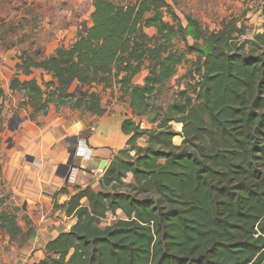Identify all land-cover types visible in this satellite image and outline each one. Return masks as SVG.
I'll use <instances>...</instances> for the list:
<instances>
[{
	"label": "trees",
	"instance_id": "16d2710c",
	"mask_svg": "<svg viewBox=\"0 0 264 264\" xmlns=\"http://www.w3.org/2000/svg\"><path fill=\"white\" fill-rule=\"evenodd\" d=\"M6 4L11 0H0ZM93 6L92 24L68 46L49 55L40 47L21 51L14 69L40 68L42 83L16 74L10 88L25 92L23 104L37 120L50 104L100 114L102 95L94 87L116 79L133 112L156 111L158 124L141 128L124 120L129 147L104 169L103 190L87 186L70 196L62 207L77 222L50 240L46 257L35 264H264V30L239 40L246 26L238 19L214 31L191 15L184 24L168 0H93ZM164 9L176 24L164 21ZM178 35L183 51L174 48ZM190 54L196 59L189 90L164 109L152 105L151 96ZM145 68L143 83H135ZM67 78H77L83 93H68ZM178 134L181 144L174 141ZM143 136L145 146L138 144ZM0 206V230L23 244L34 233L31 221L25 217V232L16 214L21 208L7 199ZM118 210L126 218L101 225Z\"/></svg>",
	"mask_w": 264,
	"mask_h": 264
},
{
	"label": "rangeland",
	"instance_id": "374dc122",
	"mask_svg": "<svg viewBox=\"0 0 264 264\" xmlns=\"http://www.w3.org/2000/svg\"><path fill=\"white\" fill-rule=\"evenodd\" d=\"M118 1L124 4L135 2V0ZM168 1L184 24H187L186 16L191 15L200 21L204 29L214 31L222 29L224 24L238 19V26H246V34L240 36L239 40L253 39L255 33L264 30V0ZM93 9V0H11V4L9 5H0V19H5L8 23L7 26H3L4 24L0 26V87L5 92L4 98L0 97V162L2 164L0 199H7V203L11 206H18L23 210L26 209V204L18 205L16 202L15 195L19 192V184L11 181V176H13L11 171L18 168L14 174L16 175L19 170V176H21L20 169L30 162L24 152L20 160L16 158V148L20 141V134L18 136L20 132L19 128L23 125V119L32 111L31 107L23 104L24 99H27L25 92L10 88V82L16 74L24 77L26 73L23 70L18 71L14 69L17 58L23 50H33L37 47H40L44 52L48 49L51 50L55 45L54 40L59 41L60 46H63L69 33L73 32L76 35V33L84 28ZM149 15L147 14V16ZM163 19L170 24H176L177 22L167 9L163 11ZM145 30L150 36L157 35V29L154 27H149ZM190 41L192 42L191 38ZM173 43L175 49L180 51L185 49V41L180 35L173 39ZM187 58L188 61L177 67L173 78L151 96L150 101L152 105L164 109L169 104L180 100L182 98V91L189 90V85L193 82L188 71L193 69L192 61L196 59V55L190 54L187 55ZM148 65L149 61L146 62L145 66L148 67ZM148 71L147 68L143 69L135 76L134 82L143 83ZM29 74L25 78L33 77L34 73ZM95 87V90L102 95V109L104 110L102 118L104 121H102L101 127L106 129L110 137L111 134L118 131L117 127H113V123L118 121V119L110 118L116 113L122 114L125 120H133L141 128H156L158 124V112L153 111L144 116L136 115L130 108L128 97L123 96L120 84L116 82V79H114L110 87H105L104 85ZM53 89L50 88V91H53ZM52 105L55 104H50L49 109ZM55 106L57 107V105ZM61 109H67L68 112L75 111L69 105L57 107L58 112ZM79 111L88 118H94V122L91 124L93 129L88 128L82 131V133L86 136L96 133L101 113L91 114L85 110ZM48 113L46 115L39 114L37 120L44 121ZM104 117L107 118L105 119ZM102 118L100 119L102 120ZM19 120H21V123ZM172 128L180 133L182 125L174 122L172 123ZM114 138L117 139L118 135L114 134ZM147 139V136L139 138L138 144L141 146L147 145ZM182 140L183 137L180 134L174 138L176 144H181ZM71 141L72 139H67L64 142V146L69 145ZM128 147L127 144L121 145L116 148V151L119 152L120 150L128 149ZM131 179L132 177L129 176L126 181L130 182ZM67 183V185H70V182ZM50 199L47 198L44 201L48 202ZM48 205L50 206L51 204L48 203ZM52 205L54 210L55 208L57 209V205ZM18 215V218L24 224L25 215L22 213H18ZM22 242L21 238L12 241L6 232L0 230V264L18 263L19 259L15 253L19 252L21 246L26 241L23 244Z\"/></svg>",
	"mask_w": 264,
	"mask_h": 264
},
{
	"label": "crops",
	"instance_id": "0c3cea01",
	"mask_svg": "<svg viewBox=\"0 0 264 264\" xmlns=\"http://www.w3.org/2000/svg\"><path fill=\"white\" fill-rule=\"evenodd\" d=\"M57 107L55 105L50 107L44 121L32 120L29 115L26 116L22 127L19 128L20 141L16 148V158L20 160L24 152L30 162L20 169L21 176H19V170L16 175L14 174L18 168L11 171L13 174L11 181L19 184V192L15 195L17 204H26L25 210L20 209L16 213L17 218L18 213L28 217L34 233L21 246L19 252L15 253L19 259V262L15 264H35L46 257V244L61 232L69 230L77 222V218L68 215L67 207L62 205L78 191V188L91 186L95 191H102L100 182L102 174H98V166L94 162L107 160L108 166L118 153L117 147L110 146L115 142L105 128V132L98 134L97 138L100 143L105 144L93 147L86 140L80 139L83 135L82 131L88 128L93 129L91 124L94 122V118H88L79 111L83 109H74V112L61 109L58 112ZM102 117L101 115L100 118ZM100 118L98 123L101 127L104 119ZM74 138H78L79 145H76ZM67 139H72L69 145L56 147ZM74 146H77L78 152L73 162L71 178L68 180L66 179L68 170L64 173L61 164L68 159ZM67 182H70V185H67ZM65 187L68 188V192H60ZM42 198L51 199L47 202ZM48 203L51 205L49 206ZM52 204L57 205V209L54 210ZM82 204L88 206L89 202L84 198ZM120 218H126L121 210H118L116 214L109 213L105 219L101 220V225H111ZM18 223L25 232L28 230L26 221L23 224L18 218Z\"/></svg>",
	"mask_w": 264,
	"mask_h": 264
},
{
	"label": "water",
	"instance_id": "95a60500",
	"mask_svg": "<svg viewBox=\"0 0 264 264\" xmlns=\"http://www.w3.org/2000/svg\"><path fill=\"white\" fill-rule=\"evenodd\" d=\"M92 20H89L88 23H86V25L84 26L83 28V31L86 32L88 30V27L92 24ZM75 38V33L71 32L68 34L67 36V39L65 41V45L68 46L70 41L72 39ZM55 42V45L54 47L51 49V50H47V54L49 55L50 53H52L57 47L60 46V43L59 41L57 40H54ZM15 67V66H14ZM33 72L34 74L32 75L33 77L35 76L39 83H42V77H41V73H42V70L40 68H32L30 69L29 71H27L24 75V77H21L22 79H25V77L29 74ZM45 78L47 80H50L52 79V76L51 75H48V76H45ZM69 83V87H68V93H83L84 89L82 90L81 87H80V84H79V81L77 78H67L66 79ZM104 114V110L102 109L101 110V115ZM105 119L107 117H104ZM111 119H118L119 120V123L117 125V129L118 131H115L113 134H111V139L115 142L113 145H110L111 147H120L121 145H125L127 144L129 138H130V135L126 134L125 132H123L122 130V124L125 120V117L120 114V113H116L113 117H110ZM21 120H19L20 122ZM100 131V126L98 127L96 133H93L92 135L90 136H86L85 134L81 135V138L82 140H86L90 145H92L93 147H98L102 144H105V143H99V141H97L98 139V133ZM114 134H117L118 135V138H114ZM114 138V139H113ZM74 141H76V145H79L80 144V141L78 140V138H74ZM64 142L63 141L62 143H59L56 147H61L64 145ZM78 152V148L77 146L74 148H72V151H71V154L68 156V159L66 161H64L63 163L64 164H61V168L64 169V173L66 170H68V173L66 175V179H70L71 178V175H72V171L74 169L73 167V162H74V159H75V156ZM95 165H97L98 167L102 168V169H105L107 167V160H102L101 162H94Z\"/></svg>",
	"mask_w": 264,
	"mask_h": 264
},
{
	"label": "flooded vegetation",
	"instance_id": "af4514ba",
	"mask_svg": "<svg viewBox=\"0 0 264 264\" xmlns=\"http://www.w3.org/2000/svg\"><path fill=\"white\" fill-rule=\"evenodd\" d=\"M118 123H119V120H118V121H115V122L113 123V127H117ZM102 132H105V129L102 128V127H100L99 134H101ZM98 137H99V136H98ZM98 141H99V140H98Z\"/></svg>",
	"mask_w": 264,
	"mask_h": 264
},
{
	"label": "built area",
	"instance_id": "2783aa9c",
	"mask_svg": "<svg viewBox=\"0 0 264 264\" xmlns=\"http://www.w3.org/2000/svg\"><path fill=\"white\" fill-rule=\"evenodd\" d=\"M97 172H98V174H103L104 173V169L98 167V171Z\"/></svg>",
	"mask_w": 264,
	"mask_h": 264
}]
</instances>
